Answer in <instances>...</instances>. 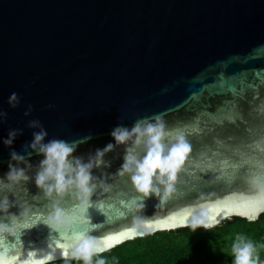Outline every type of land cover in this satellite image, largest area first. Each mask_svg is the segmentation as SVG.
Returning <instances> with one entry per match:
<instances>
[{
  "label": "water",
  "instance_id": "95a60500",
  "mask_svg": "<svg viewBox=\"0 0 264 264\" xmlns=\"http://www.w3.org/2000/svg\"><path fill=\"white\" fill-rule=\"evenodd\" d=\"M0 113V207L10 206L0 224L17 234H0L4 264L73 259L64 253L80 232L108 251L190 227L201 210L216 226L249 220L264 202V0H0ZM157 117L169 139L183 135L190 145L173 191L144 199L116 175L125 154L117 146L104 156L110 167L93 169L109 187L92 196L91 222L50 232L53 203L76 213L78 201L37 188L43 157L24 151L39 130L29 122L41 123L45 143L76 142L73 156L87 162L115 144L117 126ZM10 130L22 135L6 147ZM11 151L25 156L11 163L29 180L6 179Z\"/></svg>",
  "mask_w": 264,
  "mask_h": 264
},
{
  "label": "clouds",
  "instance_id": "9594fccd",
  "mask_svg": "<svg viewBox=\"0 0 264 264\" xmlns=\"http://www.w3.org/2000/svg\"><path fill=\"white\" fill-rule=\"evenodd\" d=\"M11 107L19 104L16 93L9 98ZM31 114V107L25 112V116ZM0 116H6L0 113ZM29 128L39 129L33 131L32 142L24 145V151L30 158L32 153L42 156L36 166L35 184L42 190L47 198L58 201L70 193H75L78 201L76 213H69L54 202L52 210L45 220V225L50 232L63 233L71 230L78 221L91 222L87 216V210L92 205V196L97 188L108 190L105 178L94 176L93 169L110 167L104 160V156L112 152L117 146H124L125 154L123 164L116 175L127 176L136 192L142 194L144 199L150 196H161L170 194L173 191L184 162L190 153V145L183 135L169 139L166 134L164 123L157 117L154 119H138L129 129L124 126H117L111 133L115 144L109 143L105 148L97 149L94 156H90L87 162L82 158L74 157L77 143H69L65 140L53 138L45 143L48 136L47 131L38 120H32L28 124ZM18 135H22L19 130H10L8 137L3 140L6 147H11ZM24 155L16 151L10 152L9 171L6 179L12 182L29 180L30 177L25 170L16 167L11 161H24ZM31 167V165H30ZM106 175V174H102ZM9 205L6 203L0 207V212L7 213ZM264 211V202H261L256 215H249V220L256 219L259 212ZM240 215H246L239 213ZM219 221L210 222L206 210L194 213L191 218V228L203 227L209 229L215 227ZM187 226V225H186ZM7 233L10 236L17 234L11 229L9 224H0V234ZM106 251L102 241L86 232H80L77 239L70 246V253L65 252L64 257L70 256L76 260H82L83 264H93V256H99ZM233 264H258L259 257L255 255L256 246L252 241L242 235H237L232 244ZM34 253L38 251H33ZM51 257H39L32 261V264H46V260ZM95 264H106L104 259H98Z\"/></svg>",
  "mask_w": 264,
  "mask_h": 264
},
{
  "label": "trees",
  "instance_id": "16d2710c",
  "mask_svg": "<svg viewBox=\"0 0 264 264\" xmlns=\"http://www.w3.org/2000/svg\"><path fill=\"white\" fill-rule=\"evenodd\" d=\"M237 235L252 241L255 255L264 258L263 212L252 221L233 217L209 229L190 226L129 240L93 256V264L101 258L106 264H233L231 249ZM47 264H83V261L64 259Z\"/></svg>",
  "mask_w": 264,
  "mask_h": 264
},
{
  "label": "snow or ice",
  "instance_id": "6c2138e0",
  "mask_svg": "<svg viewBox=\"0 0 264 264\" xmlns=\"http://www.w3.org/2000/svg\"><path fill=\"white\" fill-rule=\"evenodd\" d=\"M80 228V225H79V223H77L76 225H75V228L74 229H79ZM0 264H4V262L3 261H0Z\"/></svg>",
  "mask_w": 264,
  "mask_h": 264
},
{
  "label": "rangeland",
  "instance_id": "374dc122",
  "mask_svg": "<svg viewBox=\"0 0 264 264\" xmlns=\"http://www.w3.org/2000/svg\"><path fill=\"white\" fill-rule=\"evenodd\" d=\"M259 264H264V258H259Z\"/></svg>",
  "mask_w": 264,
  "mask_h": 264
}]
</instances>
